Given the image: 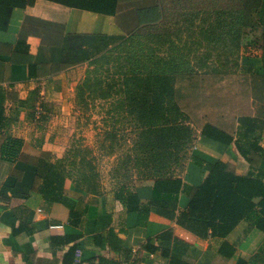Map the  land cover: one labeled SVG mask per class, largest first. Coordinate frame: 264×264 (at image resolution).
<instances>
[{"label":"crops","instance_id":"1","mask_svg":"<svg viewBox=\"0 0 264 264\" xmlns=\"http://www.w3.org/2000/svg\"><path fill=\"white\" fill-rule=\"evenodd\" d=\"M28 1L11 9L7 29L0 31L5 116L0 130V264H235L240 258L264 264L258 259L264 257V233L251 219H241L225 237L211 236L210 230L201 235L177 221L208 173L207 164L222 160L235 173L249 169L233 142L213 140L200 129L191 154L202 163L188 160L180 173L182 189L172 217L154 206L146 210L151 180L129 187L141 202L128 209L111 184L99 180L98 193H87L66 179L64 192L80 211L76 224L70 222L67 206L45 200L38 190L37 160L47 153L54 161L69 150L63 113L73 107L76 85L86 71L87 61L63 63L65 37L128 35L155 13L156 0H116L112 14L52 0ZM233 127L231 134L237 123ZM260 145L263 152L253 165L264 170V132ZM86 207L89 213L83 211ZM224 243L229 256L221 251Z\"/></svg>","mask_w":264,"mask_h":264},{"label":"trees","instance_id":"2","mask_svg":"<svg viewBox=\"0 0 264 264\" xmlns=\"http://www.w3.org/2000/svg\"><path fill=\"white\" fill-rule=\"evenodd\" d=\"M52 1L105 14H112L116 7V0ZM26 2L0 0V31L7 29L11 9ZM207 2L205 22L208 23L209 35L220 38L228 33L238 43L258 41L264 75V0H226L222 4ZM254 30L259 32L256 36L252 34ZM134 32L136 30L120 36L67 35L60 49L61 58L67 65L86 61L94 63L97 54L104 56L109 46L130 40ZM173 60L172 57H151L139 62L137 70L130 65L129 70L120 73L118 78L97 74L93 72L95 69L86 70L74 94L77 106L87 108L100 103L104 113L101 116L104 128L100 143L116 136L112 130L122 134L129 131L134 135L131 137L132 159L147 169L144 180L152 181V194L145 204L146 210H149L148 206H154L157 213L167 217L173 216L171 211L174 212L182 189L180 173L184 169V159L202 163L190 151L194 133L176 98ZM29 74H32V68ZM36 97L33 93L29 99L33 102ZM3 98L0 93V130L5 124ZM263 132L264 117L258 115L238 116L235 134L210 122L201 126V135L226 145L233 142L249 169L245 173H235L222 160L207 164L208 173L190 195L186 209L177 217L180 224L201 235H208L210 230L211 236L225 237L241 219H251L254 227L264 233V170L253 165L263 152L260 145ZM75 156L76 153L69 149L63 157L50 161L48 154L42 153L36 169V177L40 179L38 190L42 196L48 202H61L67 206L73 224L78 223L80 211L75 210V200L64 192L65 180L71 179L78 190L87 193H98L100 188L99 174L91 159L82 155L75 160ZM115 197L128 209L139 208L141 202L122 182L115 188ZM88 208L83 211L89 213ZM222 246L221 251L225 254L228 244ZM75 248V245L71 246L69 253ZM258 259L264 261V257L258 256ZM235 264H247V260L240 258Z\"/></svg>","mask_w":264,"mask_h":264},{"label":"rangeland","instance_id":"3","mask_svg":"<svg viewBox=\"0 0 264 264\" xmlns=\"http://www.w3.org/2000/svg\"><path fill=\"white\" fill-rule=\"evenodd\" d=\"M207 1L222 4L226 0H156L155 13L130 40L109 46L104 56L94 57V63L86 62V70L118 78L130 65L140 68L142 60L172 57L176 98L188 116L194 140L205 122L229 131L240 115L264 117L260 43H238L228 33L210 36L205 22ZM63 114L66 147L76 153L75 160L82 155L91 159L99 180L116 188L120 182L131 187L146 178L147 169L132 159L131 132L112 130L116 136L100 143L104 128L100 103L83 108L74 99L73 107ZM186 163L184 159V168Z\"/></svg>","mask_w":264,"mask_h":264}]
</instances>
